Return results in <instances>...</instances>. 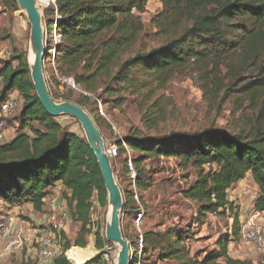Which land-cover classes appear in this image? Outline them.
Instances as JSON below:
<instances>
[{
  "label": "trees",
  "instance_id": "obj_1",
  "mask_svg": "<svg viewBox=\"0 0 264 264\" xmlns=\"http://www.w3.org/2000/svg\"><path fill=\"white\" fill-rule=\"evenodd\" d=\"M2 1L18 10L15 1ZM50 1L38 2L41 9L45 8L43 22L48 38L52 32L59 37L54 66L59 77L71 78L80 92L73 98L66 96L64 101L90 115L95 112L93 120L103 139L102 130L111 126L98 111L90 109L94 102L87 94L100 91L107 112L121 111L128 104L141 112L142 129L130 127L126 135L114 139L116 154L111 162L123 156L129 182L128 148L138 187H143L147 180L140 167L144 162L173 159L180 169L195 175L194 182L181 192L196 207L192 224L211 214L228 213L233 220L230 236L220 238L218 249L199 259L200 255L191 254L187 246L194 236L191 227L174 225L163 231H143L142 218L140 259L150 264L153 260L221 264L219 259L223 264H253L228 257V244L231 237L239 235L240 226L237 208L228 200L227 192L250 175L258 190L252 210L264 212V125L255 123L238 132L208 128L158 134L156 129L165 119L160 93L174 77L186 72L200 77L204 91L214 88L216 93L224 90L246 96L250 103L264 101V0H156L161 9L149 20L153 33H148L140 17L151 0H54L47 6ZM53 86L49 92L57 100ZM14 92L21 103L14 111H18L14 138L0 144V206L30 204L42 212L51 189L62 184L65 194H70L64 199L71 220L80 227L72 242L60 234L62 251L52 264H71L65 253L71 247L85 248V237L92 231L89 214L94 193L99 206L107 208L101 173L83 134L66 130L58 122L61 117L53 118L44 111L30 79L27 56L15 49L9 61L0 66V105ZM121 191L125 210L133 204L131 183L129 189ZM104 232L105 226L94 232L96 250L107 245ZM123 236L133 254L136 238L130 241ZM135 259L130 264H135ZM90 261L88 264H93L98 258Z\"/></svg>",
  "mask_w": 264,
  "mask_h": 264
},
{
  "label": "rangeland",
  "instance_id": "obj_2",
  "mask_svg": "<svg viewBox=\"0 0 264 264\" xmlns=\"http://www.w3.org/2000/svg\"><path fill=\"white\" fill-rule=\"evenodd\" d=\"M160 9L156 2H149L146 4L145 13L140 15L141 21L148 33H153V29L149 28V20ZM29 29L30 27L25 13L19 8L17 11H14L12 7L0 0V66L3 62L9 61L13 49L19 53H25L28 60ZM54 47L55 44L50 42L46 63L51 61V54H53ZM44 73L48 89H50L52 84L57 87V83L61 84L60 81H57L58 77L52 74L51 64L46 66ZM58 88L60 90L57 89L55 92L57 98L55 101L59 103L65 102L64 98L66 96L70 95L73 98L80 94L79 91H72L63 85H60ZM13 94L19 96L17 92ZM160 95L163 96L162 102L165 110V119L163 122L159 123L156 129V133L158 134H167L168 132L175 131L198 132L208 128L238 132L246 131L255 123L264 125V101L260 100L255 103H250L246 96L224 90L216 93L214 88L204 91L202 80L195 73L186 72L174 77ZM99 96L100 91L90 94L89 97L92 103L94 102L90 109H95L97 112L98 106L100 105L103 109L104 117L97 114L104 118L111 126L108 131L102 130L105 136V145H115L114 139L126 135L130 127L142 129L140 123L141 112L138 111L135 105L128 104L121 111L107 112ZM95 114V112H92L91 115H89L93 118ZM17 115L18 111L5 119L2 128L4 130L3 141H5V139L12 140L14 138L15 128L18 126L15 122ZM58 122L66 130L77 135H82L80 126L75 120L69 117H61L58 119ZM25 132H27V134L29 133L28 130H25ZM123 160V156L120 155V157L111 162L112 168H114L113 171L115 170L114 177L120 190L129 189V182L124 173ZM140 170L144 180H147L143 187L139 186L138 188L144 208L143 231H163L174 225H186L191 227L190 229L194 233V236L187 242V246H189L191 254L198 253L200 255L199 259L209 251L217 250L218 246L216 242L220 238L225 235L230 236L234 226L233 220L229 217L228 213L224 216L215 217L208 215L203 221H200L199 224H192V221L197 216L196 207L192 202L185 200L181 192L194 182L195 175L193 171H183L173 159L163 158L144 162ZM243 193L240 200L237 199L234 201V205L237 208L239 225L240 221L251 219L253 214L251 205L254 195L258 194L257 190L250 185L245 188ZM95 196L97 200L96 193H94L91 200ZM235 196L237 197V195L234 194L233 197ZM65 211L70 215L68 210ZM133 212L136 213V209L134 204L131 203L125 210H122L120 215L121 231H123V235L130 241L135 239V231L132 225V219L135 215ZM17 214L20 215L21 218H16L18 219L17 223L21 221L28 223V228L34 224L33 219L41 217V212L35 211L31 206L23 207L17 211ZM89 215L92 217L90 220H93L92 223L94 227H91L92 231L89 235V242H87L86 247L82 250L94 247L92 246L95 240L94 232L97 227H99L101 231L104 228L107 219V208L97 207L96 209L90 210ZM253 220L259 226L264 227V217ZM71 221L72 220L69 222ZM3 223L4 220H0V227ZM30 229L36 230V237H40L39 231H49V225L45 223L40 228ZM231 239L232 241L228 244L229 258L251 262L253 264L264 263V249L260 250L252 244H247L240 236V233L237 237H231ZM6 242L7 238L0 236V264H37V259L35 255L33 256V244L29 243L28 247L24 246L23 250L17 255H8L4 251ZM23 242L24 244L26 243L24 239ZM76 248L77 247H71L69 250ZM103 255H106L108 258L107 261L101 259ZM116 255V246L104 245V248L98 250L95 256L98 258V262L100 261L102 264H114ZM95 256L93 258H95ZM135 258V264H150L140 259L138 255H136ZM218 262L223 264L222 259H219ZM70 263L73 264L71 261ZM152 264L174 263H157L153 260Z\"/></svg>",
  "mask_w": 264,
  "mask_h": 264
},
{
  "label": "water",
  "instance_id": "obj_3",
  "mask_svg": "<svg viewBox=\"0 0 264 264\" xmlns=\"http://www.w3.org/2000/svg\"><path fill=\"white\" fill-rule=\"evenodd\" d=\"M13 1L25 13L29 23V55L32 56V62L27 61L30 79L39 103L49 116L53 118L67 116L79 124L83 137L95 157L106 191L109 212L105 223V241L108 246L114 245L117 247L114 264H130V245L121 231L120 215L123 210V197L114 177L111 158L106 153L104 139L93 118L85 109L69 102H56L50 95L42 64V60L48 55V46L50 44V39L44 30V9L38 10L35 0ZM53 52L55 53V49H53ZM90 262V260H87L82 264Z\"/></svg>",
  "mask_w": 264,
  "mask_h": 264
},
{
  "label": "built area",
  "instance_id": "obj_4",
  "mask_svg": "<svg viewBox=\"0 0 264 264\" xmlns=\"http://www.w3.org/2000/svg\"><path fill=\"white\" fill-rule=\"evenodd\" d=\"M35 1L37 2L38 0ZM51 3L53 4L52 0L48 3L47 6H49ZM58 39L59 37L56 34V32H52L50 35V42L56 44ZM52 53L53 54H51V61L49 63H46V58L42 60L43 69H45L47 65L51 64L52 74L58 77L57 81H60L61 83L60 85L66 86L72 90L79 91V89L74 84L71 78L59 77L53 63L54 52ZM60 85H58V87ZM58 87L55 85L52 88H54L53 90L56 92L57 89L60 90ZM87 95L90 96V94ZM20 103H21V99L19 98V96H15L14 94H12L0 105V144L4 139L3 136L4 130L2 128L5 123V119L14 113L15 109ZM98 113L99 115L104 117L103 109L100 105L98 106ZM125 150L128 155V159H127L128 179L129 182L131 183V189L133 192L132 199L136 209V216L132 223L133 229L135 231L136 249L133 254L132 252H130V261H131L132 258L135 257L136 255L140 256L143 248V234H142L141 224L144 215V208L138 190L139 187L137 184V172L134 169L131 160V151L126 147ZM106 153L110 158L114 157L116 154V146L106 145ZM204 167L207 169L209 167V164H206ZM249 184H250L249 181L245 177L237 184L236 187L233 186L228 190L227 197L229 195L232 201L234 194L236 195L242 193ZM239 198L240 196L238 195L237 199ZM90 204H91L90 210L100 207L98 201L96 200V196L93 197ZM210 216L215 217L217 215L211 214ZM257 216L259 215L257 214ZM50 220H51V224L49 225V233L45 236H42L41 238L35 239L32 242V244L35 246V251H36L35 257L37 259V264H52L53 261L56 259V257L61 253L63 241L60 238V234L63 233L65 225L71 220V217L69 214L66 213L65 209H59L57 213H55V215L51 216ZM15 221H16L15 216L8 215L4 218V223L0 227V236L7 238V242L4 247V251L7 254H15L16 252H20L23 250L25 246L23 242V238L19 234L12 235L11 233ZM90 221H91L90 226L94 227V224L92 225L93 220ZM239 226H240L239 228L240 236L247 244H252L260 250L264 249V227L259 226L256 222H254L253 219L241 221ZM101 259L107 261L108 258L106 257V255H103ZM93 264H102V262L99 261Z\"/></svg>",
  "mask_w": 264,
  "mask_h": 264
},
{
  "label": "crops",
  "instance_id": "obj_5",
  "mask_svg": "<svg viewBox=\"0 0 264 264\" xmlns=\"http://www.w3.org/2000/svg\"><path fill=\"white\" fill-rule=\"evenodd\" d=\"M52 1H53V4H54V0H52ZM149 2H151V3L156 2V4L158 5V7L160 9L161 5H160V3L158 1L151 0ZM10 140L11 139H9V140L5 139V141H3L1 144L7 143ZM246 179L249 181V183H250L249 185L253 186L254 189L257 190V187L253 183L251 176L250 175H246ZM237 184L234 187H236ZM65 192H66L65 188L60 183L56 184L51 189L50 193L48 194V196L43 201V210L41 212V217L38 218V219H36V218L33 219L34 224H32L30 226V228H40L45 223L50 225L51 224V220H50L51 216L55 215V213H57V211L59 209L68 210L66 199H64V197L68 198L70 196V194H65ZM243 192L240 193V194H236L237 197L236 196L233 197L232 201H231V198L228 195V200L233 202V203H235L234 201L237 200L238 195L240 196L239 200L242 198V194H244ZM257 192H258V190H257ZM257 195L258 194L254 195L253 202H254L255 198L257 197ZM238 205H240V204H238ZM30 206H31L30 204H24V205H20V206H17V207H8L6 205L1 204V206H0V220H4V218L6 216L13 215L14 213L15 214L13 216H15V218L21 219L20 215L17 214V211H19L23 207H30ZM251 207H253V203H252ZM252 212H253V210H252ZM258 215L260 217H258L257 214L253 212L251 219L263 218L264 217V212L263 213H258ZM18 219H16L15 224L13 226V229L11 230V233H12V235L13 234H19L26 241L25 247H28L29 243L32 244V242L35 239L41 238L42 236H45V235H47L49 233V231H47V232L39 231V234L41 236L40 237H36V235H35L36 230H32V229L28 228L29 224L28 223H24L23 221H21L20 223H17ZM92 225H93V223H92ZM79 227H80L79 224L76 223V222L71 221V222L67 223L65 225L64 230H63V233H64L66 239L72 242L75 239V236H76V234L79 231ZM85 240H86V242H89V236H86ZM92 246H94L93 243H92ZM76 249H80V248H76ZM89 250H90V253H92L90 258L94 257L97 254V252H98V250L94 249V247L93 248L91 247ZM32 251H33V256H34L35 252H36L35 251V246H34V249ZM18 253L19 252H16L15 254L17 255ZM8 255H10V254H8Z\"/></svg>",
  "mask_w": 264,
  "mask_h": 264
},
{
  "label": "bare ground",
  "instance_id": "obj_6",
  "mask_svg": "<svg viewBox=\"0 0 264 264\" xmlns=\"http://www.w3.org/2000/svg\"><path fill=\"white\" fill-rule=\"evenodd\" d=\"M36 7L38 10H41L39 6V2H36ZM29 62H32V56L29 55ZM108 212L109 209L107 208V219H108ZM106 219V220H107ZM90 248L82 250V249H71L66 253V257L68 258L69 261L73 262V264H82L87 260H90L91 254L90 253ZM93 258V257H92ZM87 259V260H86Z\"/></svg>",
  "mask_w": 264,
  "mask_h": 264
}]
</instances>
